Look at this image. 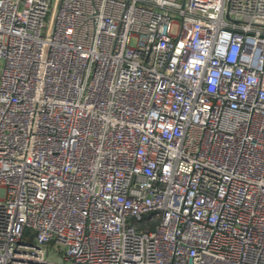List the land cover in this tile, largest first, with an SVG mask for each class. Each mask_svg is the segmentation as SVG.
I'll list each match as a JSON object with an SVG mask.
<instances>
[{
	"label": "built area",
	"instance_id": "built-area-1",
	"mask_svg": "<svg viewBox=\"0 0 264 264\" xmlns=\"http://www.w3.org/2000/svg\"><path fill=\"white\" fill-rule=\"evenodd\" d=\"M0 264H264V0H0Z\"/></svg>",
	"mask_w": 264,
	"mask_h": 264
},
{
	"label": "trees",
	"instance_id": "trees-1",
	"mask_svg": "<svg viewBox=\"0 0 264 264\" xmlns=\"http://www.w3.org/2000/svg\"><path fill=\"white\" fill-rule=\"evenodd\" d=\"M154 223L155 222H152L151 224H148V227H152L153 225H154ZM144 225H142V223H141V225H140V227H143Z\"/></svg>",
	"mask_w": 264,
	"mask_h": 264
}]
</instances>
